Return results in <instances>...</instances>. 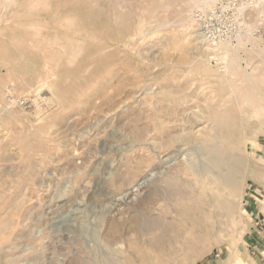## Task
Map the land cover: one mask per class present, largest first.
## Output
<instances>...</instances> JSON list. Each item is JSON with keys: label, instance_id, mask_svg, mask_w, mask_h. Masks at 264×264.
<instances>
[{"label": "rangeland", "instance_id": "1", "mask_svg": "<svg viewBox=\"0 0 264 264\" xmlns=\"http://www.w3.org/2000/svg\"><path fill=\"white\" fill-rule=\"evenodd\" d=\"M86 1L0 0V224H9L5 234L15 227L18 232L11 243L1 245L0 264L12 259L13 264H62L63 259L83 264L90 258L96 264H121L122 254H108L110 249L103 250L100 241L103 223L116 213L119 197L143 181L153 183L166 166L158 162V153L166 160L180 152V159L194 166L206 162L215 169V145L239 172L236 229L233 224L213 228L211 241L188 262L182 261L187 253L172 244L171 234L154 248L132 233L135 258L130 264H221V259L243 264L241 249L247 250L253 235L250 210L264 199V0H216L201 9L187 0ZM75 18L78 26L70 30ZM199 21L204 31H197ZM200 33L211 36L207 46L196 38ZM202 47L210 48L209 53ZM8 94L26 98L27 106L9 109ZM215 112L235 117L236 131L227 142L212 141L208 117ZM152 188L145 185L147 193L141 190L133 202L139 214L166 192L158 189L160 195L151 203L146 197ZM59 231L75 235L95 254L79 257L58 241ZM173 253L176 263L168 257Z\"/></svg>", "mask_w": 264, "mask_h": 264}, {"label": "bare ground", "instance_id": "2", "mask_svg": "<svg viewBox=\"0 0 264 264\" xmlns=\"http://www.w3.org/2000/svg\"><path fill=\"white\" fill-rule=\"evenodd\" d=\"M64 1V0H63ZM78 1V0H76ZM89 1V0H88ZM86 1V3L88 2ZM93 1V0H91ZM100 0H98L99 3ZM119 1V0H116ZM125 1V0H124ZM123 1V2H124ZM189 2H187L188 4H192L193 7L195 8H200V6L202 7L203 5H208L210 4V2H215L216 0H187ZM232 1V0H231ZM83 2V1H82ZM152 2V1H151ZM214 2L212 4H214ZM64 4V2H62ZM79 3V5L82 3ZM76 3V5H77ZM84 3V2H83ZM85 3V4H86ZM125 3V2H124ZM155 3V2H154ZM186 3V4H187ZM88 4V3H87ZM90 4V3H89ZM88 4V5H89ZM113 4V3H112ZM120 4V3H119ZM121 4L123 5V3L121 2ZM185 4V3H184ZM230 4V3H229ZM80 5V7H81ZM99 5V4H98ZM115 5V4H114ZM211 5V4H210ZM209 5V6H210ZM262 5V4H261ZM84 6V5H83ZM121 6V5H120ZM125 6V5H124ZM208 6V8H209ZM213 6V5H211ZM227 6V5H226ZM87 7V5L85 6ZM85 7L83 8V10L85 9ZM96 7V5H95ZM115 7V6H114ZM123 7V6H122ZM204 7V6H203ZM204 7V8H205ZM56 8V7H55ZM99 8V7H98ZM105 8V7H104ZM178 8V7H177ZM190 8V7H189ZM188 8V9H189ZM211 8V7H210ZM226 8V7H225ZM224 8V9H225ZM81 9V8H79ZM101 9V8H99ZM106 9V8H105ZM201 9V8H200ZM264 9V8H263ZM71 11V10H70ZM89 11V10H88ZM94 11V10H93ZM114 12V10H112ZM183 11V10H182ZM193 11V10H191ZM202 11V10H201ZM205 11V10H204ZM99 12H101L99 10ZM107 12V11H106ZM141 12V11H140ZM189 12V11H188ZM79 13V12H77ZM198 13V12H197ZM99 14V13H98ZM97 14V15H98ZM183 15V13H180V15ZM186 14V13H185ZM184 14V16H185ZM103 15V12H102ZM181 15V18H184ZM191 16V15H190ZM95 17V16H94ZM121 17V14H120ZM180 17V16H179ZM88 17H86L85 19H87ZM122 18V17H121ZM189 18V17H188ZM193 18V17H192ZM191 18V20L193 21V19ZM70 19V18H69ZM68 19V20H69ZM89 19V18H88ZM97 19V18H96ZM94 19V20H96ZM99 19L101 20L102 18L99 17ZM187 19V18H186ZM64 20V19H63ZM67 20V21H68ZM76 20L73 19L72 23L70 25V30L72 28V25L74 24L75 26H78L77 23L74 21ZM90 20V19H89ZM105 20V19H104ZM66 21V22H67ZM71 21V20H70ZM92 21V20H91ZM144 21V20H143ZM75 22V23H73ZM78 22V21H77ZM185 20L182 21V23H184ZM65 23V21H64ZM96 23V22H95ZM94 23V25H95ZM116 24V23H115ZM118 24V23H117ZM179 24V23H178ZM92 25V24H91ZM104 25V24H103ZM112 26V24H110ZM109 25V26H110ZM114 25V23H113ZM175 25V24H174ZM96 26V25H95ZM108 26V28H109ZM121 27V26H120ZM74 28V27H73ZM72 28V29H73ZM78 28V27H77ZM77 28H75V31L78 30ZM82 28V27H81ZM103 28V27H102ZM104 28H106L104 26ZM103 28V29H104ZM119 28V27H118ZM110 31L112 28H109ZM108 29V30H109ZM114 30V29H112ZM74 31V32H75ZM79 31H81L79 29ZM84 31V30H83ZM106 31V29L104 30ZM116 31V30H115ZM198 31V30H197ZM78 31H76L77 33ZM123 32V31H122ZM143 32V31H142ZM85 32H83L84 34ZM110 33V32H109ZM80 34V33H79ZM108 34V33H107ZM81 35V34H80ZM79 35V37H80ZM106 35V34H105ZM110 35V34H108ZM113 35H117L114 34ZM100 36V35H99ZM193 36V35H192ZM110 37V36H109ZM109 37H106L109 38ZM114 37V36H112ZM125 37V36H123ZM116 38V37H115ZM126 38V37H125ZM132 38V37H131ZM196 38H201L202 40L200 41L199 39V43H204L202 45H206V40L203 39V37L200 35L196 36ZM74 39V38H72ZM78 39V38H77ZM105 39V38H104ZM127 39V38H126ZM80 40V39H79ZM78 40V41H79ZM117 39H115L116 41ZM122 41L125 40L124 38L121 39ZM73 41V40H72ZM71 38H70V43H72ZM77 41V40H76ZM104 41V40H103ZM114 41V42H115ZM108 42L109 41H105ZM126 42V41H124ZM73 43L75 44V41H73ZM73 43L71 45H73ZM89 43V42H88ZM118 43V42H117ZM117 43H115V46H117ZM119 43H121V41H119ZM110 44V43H109ZM113 44V43H112ZM122 44V43H121ZM119 44V45H121ZM34 45L33 43L31 44V46ZM224 45V44H223ZM37 46V45H36ZM65 45H63L64 47ZM66 46H70V45H66ZM103 46V45H102ZM114 48L116 49L117 47ZM122 46V45H121ZM207 46V45H206ZM35 47V46H34ZM49 47V46H48ZM71 47V46H70ZM101 47V46H100ZM106 47L103 46V48ZM109 47V45L107 46ZM111 48H113L112 46H110ZM109 47V48H110ZM229 47V46H228ZM31 48V47H30ZM33 48V47H32ZM31 48V49H32ZM40 48V47H39ZM46 47H44L45 49ZM74 48V47H73ZM71 48V49H73ZM109 50H112V49ZM196 48V47H195ZM22 49V48H21ZM34 49V48H33ZM99 49V48H98ZM102 49V47H101ZM119 49V47H118ZM202 49V51H210V48L208 47H202L200 48ZM27 50V49H26ZM41 50V49H40ZM39 50V51H40ZM46 50V49H45ZM70 51V49H68ZM100 50V49H99ZM29 51V50H28ZM31 51V50H30ZM35 51V50H34ZM67 51V49L65 50ZM103 51H105L103 49ZM43 52V51H42ZM72 53V51H70ZM113 52V51H112ZM112 52H109L112 53ZM229 52V51H227ZM33 52H31L32 54ZM106 53V52H104ZM107 53H108V48H107ZM209 53V52H208ZM226 53V52H225ZM224 53V54H225ZM37 54V53H35ZM43 54V53H42ZM46 54V51H45ZM100 55V54H99ZM107 55V54H106ZM105 55V56H106ZM229 55V53L227 54ZM227 55H225L227 57ZM30 56V55H29ZM73 56V55H72ZM71 56V58H72ZM102 56V53H101ZM223 56V57H225ZM21 57V56H20ZM26 57V56H24ZM34 58V57H33ZM36 58V55H35ZM43 58V57H42ZM69 58V59H71ZM21 59V58H20ZM223 59V58H222ZM33 60V59H32ZM72 60V59H71ZM226 60V59H225ZM228 60V59H227ZM20 61V60H19ZM45 61V60H44ZM57 61V60H56ZM70 61V60H69ZM35 63V62H34ZM61 64V61H60ZM41 65V64H40ZM39 65V66H40ZM226 71H229V67L230 65H227ZM232 66V65H231ZM50 67V66H49ZM39 68V67H37ZM30 69V68H29ZM33 69V68H32ZM56 69V68H55ZM23 70V69H22ZM26 70V68H25ZM41 70V69H40ZM38 70V72L40 71ZM51 70V67H50ZM204 70V69H203ZM24 71V70H23ZM43 71V70H42ZM31 73V72H30ZM24 74V73H23ZM26 74V72H25ZM43 74V73H42ZM33 75V74H32ZM40 75V73H39ZM23 76V75H22ZM34 77L37 76L38 74L33 75ZM40 77V76H39ZM23 79V77H22ZM25 79V78H24ZM28 79V78H27ZM37 79V78H36ZM39 79V78H38ZM40 79H42V77H40ZM250 79H253L252 76L250 77ZM38 81V80H37ZM252 82H254L253 80H251ZM22 82V81H21ZM25 82V81H24ZM23 82V83H24ZM34 82V81H33ZM41 82V81H40ZM26 83V82H25ZM24 83V84H25ZM22 84V83H20ZM34 84V83H31ZM30 84V85H31ZM42 84V82H41ZM1 86V85H0ZM27 85H25L26 87ZM35 86V85H34ZM38 86V85H37ZM159 86V85H158ZM27 88V87H26ZM31 88V87H28ZM39 88V86H38ZM43 87H41L42 89ZM24 89V88H23ZM36 89V88H35ZM32 89V90H35ZM31 90V89H30ZM40 90V89H39ZM39 90L37 89L36 92H39ZM190 90V89H189ZM192 90V89H191ZM181 91V90H180ZM184 91V90H183ZM157 94V93H156ZM38 95V93H37ZM180 111V110H179ZM188 111V110H187ZM186 112V110L184 111ZM189 112V111H188ZM187 112V113H188ZM197 112V111H196ZM192 114V113H191ZM193 116H195L194 114H192ZM179 117V116H178ZM187 118V117H186ZM210 119V121L213 124V133H212V141H217L218 142H227L231 139L232 133H234L236 131V128L234 127V121H235V117L232 113L230 112H215V113H210V118L208 117V120ZM179 120V119H178ZM176 120V121H178ZM185 120V118H184ZM183 120V121H184ZM194 120V119H193ZM189 121V120H187ZM186 121V122H187ZM179 122V121H178ZM195 122V121H194ZM181 123V122H180ZM188 123V122H187ZM183 124H186L185 122ZM195 125V124H194ZM184 126V125H183ZM191 126V125H190ZM261 127V126H260ZM264 127V126H263ZM242 128V127H241ZM244 128V127H243ZM253 128V127H252ZM258 128V127H257ZM255 129V128H254ZM253 129V130H254ZM260 132H262V127L261 130H259ZM168 132V131H167ZM245 133V132H244ZM242 132V134H244ZM197 134V133H196ZM258 134V133H257ZM191 136V135H190ZM197 137V135H194V137ZM198 136H202L201 134H199L198 132ZM235 136H237L235 134ZM259 136V135H258ZM262 136V135H260ZM189 137V136H188ZM195 137V138H196ZM203 137V136H202ZM190 138V137H189ZM188 138V139H189ZM244 138V135H243ZM174 139V138H172ZM187 139V140H188ZM198 139V138H197ZM196 139V140H197ZM201 139V138H200ZM245 139V138H244ZM242 139V140H244ZM252 139V138H250ZM255 139V138H254ZM191 140V138L189 139V141ZM207 139H205L204 141H206ZM238 140V139H237ZM241 140V139H240ZM256 140V139H255ZM170 140V143L171 144ZM175 141V140H173ZM208 141V140H207ZM257 141V140H256ZM200 142V140H199ZM237 142V141H236ZM154 143V142H153ZM186 143V142H185ZM190 143V142H189ZM155 144V143H154ZM197 144L198 141H197ZM201 144V143H200ZM204 144V143H203ZM231 144V143H230ZM236 144V143H235ZM225 145V144H224ZM237 145V144H236ZM168 146V145H167ZM173 147V145H170ZM186 146V145H185ZM226 146V145H225ZM243 146V145H242ZM158 147V146H157ZM201 147V146H200ZM199 147V148H200ZM148 148V147H147ZM152 148V147H151ZM155 148V147H154ZM161 148V147H160ZM171 147H169L170 149ZM180 148V147H179ZM214 149H212V154L213 157L211 159L212 164H214L215 169H213L211 167V165H206L205 163H201L198 166H194V164L192 162H189L187 159H180L179 157V153L175 154L173 153V155H169L167 157L166 160L164 159V156H161V153H158V157L160 159V163L165 164L166 166L164 167V169H161L160 172L156 173V178L153 181L152 184H148L147 181H143L140 184H137L135 186L132 187V189L129 192H126L125 194H123V196L120 198L119 197V206L117 208L116 213H112V215H110V217H107L108 219L105 221V223H103V227L101 228L102 230L100 231V241L103 243L104 246L103 250L105 249H110L105 250L106 252H108V254H112L114 256V251L117 252L118 254L120 253V255L122 254V256H120V261L121 264H130L133 258H135L134 253H132L130 251L131 248H133L134 243L130 240V236L132 235V233H135V237L139 238V240L141 241L140 238L145 237V239L143 241L146 242V244L149 247H159L160 245V241L163 239L168 238V234H171V240L173 243V245H175V247H178L182 252L187 253L186 256H183L182 261L188 262L187 260H190L193 256L194 257H198L199 254L201 253V249L204 250V245L207 241H209L211 239V235L213 234V228H215L216 226H218L221 229H225L226 227L228 228L229 225L231 226L233 224V226H238L240 219L237 221V212H238V208H237V200L239 197L238 191L240 188V177H239V172L237 170V168H235L234 166H231V162L229 160H227L225 157H222V153L220 151V147L219 145H215L213 147ZM231 148V147H230ZM233 148V147H232ZM194 149V148H193ZM168 150V149H167ZM177 150V149H176ZM180 150V149H179ZM182 150V149H181ZM197 150V148H196ZM195 150V151H196ZM209 150V148H208ZM164 151V150H163ZM172 151V150H170ZM169 151V152H170ZM176 152V151H175ZM154 153V152H153ZM156 154V153H155ZM167 154V153H166ZM209 154V153H208ZM186 157V156H185ZM189 157V156H188ZM206 157V156H205ZM155 158H157L155 156ZM184 158V157H183ZM247 160V159H246ZM250 160V159H249ZM248 160V161H249ZM155 161H157L155 159ZM243 161V160H242ZM241 161V162H242ZM245 162V161H244ZM254 162V161H253ZM140 163V162H139ZM200 163V162H199ZM243 163V162H242ZM247 163V162H246ZM257 163V162H256ZM130 166V165H129ZM146 166V165H145ZM240 167V165H238ZM126 178H128L126 176ZM234 179V180H232ZM125 181V180H124ZM130 178H128L125 183H129ZM124 184V182H123ZM147 185L148 187L152 188L153 190H150L149 195L146 197L148 198V202L154 201L155 200H150V199H154L155 196H159L160 192L158 191V189L161 188H165L164 195L163 196H159L158 198H160L161 201H164L165 204L160 205L159 199L156 202V204H151L152 206L150 207V203H146L149 207V210L147 208V212L145 213H141L139 214V211L136 210V208L134 209L132 207L133 202L136 201V199H138V197L140 196V192L141 190L144 189V186ZM121 187V186H120ZM248 187V186H247ZM147 188V187H146ZM144 192V190H143ZM142 192V193H143ZM159 192V193H158ZM147 193V192H144ZM159 194V195H158ZM146 196V195H145ZM74 198V197H73ZM145 198V197H144ZM157 199V197L155 198ZM240 199V198H239ZM142 200V199H141ZM242 200V199H241ZM146 201V200H145ZM144 201V204H145ZM141 202V201H140ZM239 202V201H238ZM241 202V201H240ZM162 203V202H161ZM242 203V202H241ZM136 204V203H135ZM258 204V203H257ZM63 205V204H62ZM140 205V204H139ZM142 205V204H141ZM146 206V205H145ZM137 207V206H136ZM139 207V206H138ZM144 207V206H143ZM112 208V207H111ZM116 208V207H115ZM140 210V207L138 208ZM142 209V207H141ZM146 209V208H144ZM57 210V209H56ZM113 210V208H112ZM115 210V209H114ZM146 211V210H145ZM54 214V213H53ZM171 214H175L176 217H171ZM54 216V215H53ZM241 217V216H239ZM57 218V217H56ZM72 218V217H71ZM244 219V218H243ZM242 220V219H241ZM65 221V220H64ZM67 221V220H66ZM72 221V220H71ZM243 222V220H242ZM245 222V221H244ZM17 223V222H14ZM19 223V221H18ZM17 223V225H18ZM65 223V222H64ZM21 224V222H20ZM62 224V223H61ZM66 225L69 226L68 221L67 223H65ZM246 224V222H245ZM9 224H7L6 226L4 225V223L0 224V248H2V244H7V243H11V240L14 236H11L12 234L14 235L15 229H17V227H15L12 230L11 234H6L4 233V231H6L7 226ZM51 225V224H50ZM63 225V224H62ZM20 226V225H19ZM59 226V225H58ZM61 227V226H60ZM59 227V229H60ZM65 227V226H64ZM67 227V226H66ZM19 228V227H18ZM217 228V227H216ZM231 228V227H230ZM241 228V227H240ZM6 229V230H5ZM22 229V228H21ZM100 229V228H99ZM10 230V229H8ZM7 230V231H8ZM66 230V229H65ZM219 230V229H218ZM227 230V229H226ZM239 230V229H238ZM241 230V229H240ZM18 231V230H17ZM30 231V230H28ZM63 231V230H62ZM68 231V230H67ZM70 231V230H69ZM243 233L244 230H242ZM241 231V232H242ZM247 231V230H246ZM9 232V231H8ZM41 232V231H40ZM61 232V231H59ZM72 232V230H71ZM70 232V233H71ZM73 232H75L73 230ZM157 232H159L160 234L158 235ZM240 232V235H242V233ZM16 236L18 235V232H16ZM81 233V232H80ZM216 233V231H215ZM220 233V232H219ZM78 234V233H77ZM98 234V233H97ZM218 234V233H217ZM221 234V233H220ZM237 235V236H238ZM61 236L60 239H58V241H61V244L63 245H68L70 248H72V250H76V253H79V257L82 255V253H84L83 255H85V253L87 252V250H85L86 248H84V246L82 245V243L79 242L78 237H75V235L73 236L72 234H68V232H61ZM80 236V235H79ZM133 236V235H132ZM221 236H223L221 234ZM236 236V234H235ZM31 237V236H30ZM130 237V238H129ZM216 237V235H215ZM230 237V236H229ZM80 238V237H79ZM231 238V237H230ZM217 239V238H216ZM236 239L235 238V243L236 244ZM241 239V238H240ZM14 240V239H13ZM16 240V239H15ZM53 240V239H52ZM137 240V239H136ZM221 240V239H220ZM232 240V239H231ZM238 240V239H237ZM42 241V240H41ZM39 241V242H41ZM51 241V240H50ZM59 241V242H60ZM211 241V240H210ZM216 241V240H215ZM240 241V240H239ZM238 241V242H239ZM38 242V241H37ZM52 242V241H51ZM137 242V241H136ZM13 243V242H12ZM15 243V242H14ZM13 243V244H14ZM85 243V242H83ZM99 243V244H102ZM13 246L14 248V245ZM18 244V243H17ZM44 244V243H42ZM55 244V242H54ZM19 245V244H18ZM16 245V247L18 246ZM41 245V244H40ZM59 245V244H58ZM86 245V244H85ZM137 245V244H136ZM145 245V244H144ZM210 245V244H209ZM216 245V244H215ZM223 245V244H221ZM232 245V244H231ZM5 246V245H4ZM10 246V247H11ZM44 246V245H43ZM61 246V245H60ZM68 246H66L65 248L68 249ZM105 246L107 248H105ZM234 246V245H232ZM9 247V248H10ZM88 247V246H87ZM144 247V246H142ZM207 247V246H206ZM213 247V246H212ZM219 247V246H218ZM221 247V246H220ZM6 248V247H5ZM5 248L3 247V249L5 250ZM8 248V247H7ZM8 248V249H9ZM43 248V247H42ZM53 248V247H52ZM56 248V247H55ZM168 248V247H167ZM18 249V247H17ZM64 249V247H63ZM222 249H225V247H222ZM12 250V247L10 249ZM28 250V249H27ZM60 250V249H58ZM72 250H70V252H72ZM91 250V248H90ZM114 250V251H112ZM136 250V249H134ZM173 250V247L171 246L170 251ZM2 250H0L1 252ZM8 251V250H7ZM10 251V252H11ZM104 251V252H105ZM112 251V252H110ZM208 251V250H206ZM30 252V251H29ZM55 252V251H54ZM53 252V254H55ZM60 252V251H59ZM90 254V251H88ZM87 252V253H88ZM105 252V253H106ZM110 252V253H109ZM175 252V251H174ZM91 253H93L91 251ZM104 253V254H105ZM172 253V252H170ZM59 254V253H58ZM81 254V255H80ZM95 254V252H94ZM94 254H90V255H94ZM177 254V253H176ZM175 253L173 254H169L168 257L171 259V261H173L174 263H176L177 261V255ZM236 254V253H235ZM234 254V255H235ZM76 255V259L78 258L77 254ZM88 255V254H87ZM101 255V253H100ZM103 255V254H102ZM101 255V256H102ZM180 255V254H179ZM204 255V254H203ZM233 255V258H234ZM237 255V254H236ZM63 256V255H62ZM99 256V255H98ZM116 256V255H115ZM139 256V255H138ZM164 256V255H163ZM16 257V256H15ZM14 257V258H15ZM22 257V256H21ZM92 257V256H91ZM106 257V256H104ZM118 257V256H117ZM205 257V256H204ZM18 258V257H17ZM65 258V257H63ZM87 258V257H86ZM96 258V257H95ZM102 258V257H101ZM39 259V258H38ZM44 259V258H43ZM75 259V260H76ZM82 260V257L79 258ZM94 258H90V259H83L84 262L83 264H96L94 263ZM98 259V257H97ZM107 259V258H104ZM113 259V258H111ZM179 259V257H178ZM194 259V258H193ZM198 259V258H197ZM200 259V258H199ZM219 259V258H218ZM221 259V258H220ZM236 259V258H235ZM13 260V259H12ZM12 260H7L10 261V264L12 262ZM36 260V259H34ZM40 260V259H39ZM58 260V259H57ZM65 259L61 260L63 261L62 264H68L64 261ZM67 260V258H66ZM192 260V259H191ZM202 260V259H201ZM224 259H221V263H223ZM15 261H19L16 260ZM33 261V260H32ZM44 261V260H43ZM60 261V260H58ZM99 261V260H97ZM95 261V262H97ZM102 261V260H101ZM110 261V259H109ZM140 261V260H139ZM145 261V260H144ZM34 262V261H33ZM38 262V261H37ZM73 262V261H71ZM78 263L80 262L79 260L77 261ZM104 262V261H103ZM108 262V261H105ZM105 262L103 264H105ZM138 262V261H137ZM136 262V264H137ZM178 262V261H177ZM9 263V262H8ZM8 263H4V264H8ZM58 263V262H57ZM61 263V262H60ZM77 263V264H78ZM101 263V262H100ZM109 263V262H108ZM106 263V264H108ZM112 263V262H111ZM139 263V262H138ZM172 263V262H171ZM213 262L209 263L212 264ZM218 263V262H217ZM56 264V263H55ZM73 264V263H72ZM82 264V263H79ZM99 264V263H97ZM219 264V263H218Z\"/></svg>", "mask_w": 264, "mask_h": 264}, {"label": "crops", "instance_id": "3", "mask_svg": "<svg viewBox=\"0 0 264 264\" xmlns=\"http://www.w3.org/2000/svg\"><path fill=\"white\" fill-rule=\"evenodd\" d=\"M255 203L256 207L250 210L249 215L251 234L253 235L249 237L247 250L241 249L239 258V263L242 261L243 264H264V199ZM221 264H230L229 259L223 260Z\"/></svg>", "mask_w": 264, "mask_h": 264}, {"label": "built area", "instance_id": "4", "mask_svg": "<svg viewBox=\"0 0 264 264\" xmlns=\"http://www.w3.org/2000/svg\"><path fill=\"white\" fill-rule=\"evenodd\" d=\"M204 28H206V27H204L203 24L199 21L198 31L199 32L204 31L205 30ZM200 35L203 37V39L206 40V44L210 43L209 40H210L211 36H209V33H200L199 36ZM5 101H6V105L9 109H20V108L23 109L28 104L26 98H18L12 94L6 95Z\"/></svg>", "mask_w": 264, "mask_h": 264}]
</instances>
